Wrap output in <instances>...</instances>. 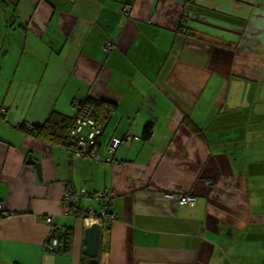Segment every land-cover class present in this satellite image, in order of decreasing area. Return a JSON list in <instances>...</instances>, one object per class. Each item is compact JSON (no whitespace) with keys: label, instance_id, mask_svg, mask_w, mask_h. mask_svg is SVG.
Here are the masks:
<instances>
[{"label":"crops","instance_id":"1","mask_svg":"<svg viewBox=\"0 0 264 264\" xmlns=\"http://www.w3.org/2000/svg\"><path fill=\"white\" fill-rule=\"evenodd\" d=\"M86 99L116 106L101 158L135 137L112 163L18 127ZM1 107L0 264H82L68 190L95 212L111 195L99 264H264V0H0ZM63 228L69 248L46 250Z\"/></svg>","mask_w":264,"mask_h":264},{"label":"built area","instance_id":"2","mask_svg":"<svg viewBox=\"0 0 264 264\" xmlns=\"http://www.w3.org/2000/svg\"><path fill=\"white\" fill-rule=\"evenodd\" d=\"M123 13L127 14V11L123 9ZM110 43L106 44V47H110ZM79 116L76 117L73 121L72 127L69 131L72 145L68 147L69 153H72L75 157H90L94 161H102L106 164L114 162L113 154L116 151L118 145L121 143L119 139H112L107 147V155L104 158H101L98 154L96 138L101 132V129L96 125L95 121L88 116L89 107L80 110ZM86 130V132H85ZM125 141L130 142L131 137L127 136L124 138ZM98 200L101 201L102 210L99 212L98 217L95 216L96 212L91 207L79 208V202H81L85 197L86 193L84 190L79 192L67 191L63 196V209L64 213L68 216H77L82 219L85 223V226H89L92 223H99L102 226L104 219L107 215V207L110 206L111 195L108 192H98L93 194ZM167 196L172 197L171 194ZM180 204H193L195 198L193 195H181L178 199ZM5 213L2 212V205L0 204V218L4 217ZM116 217L110 216V219ZM89 221V222H88ZM45 222L47 224L51 223V217H46ZM60 247V242L57 237H51L48 244L46 245V250L49 252L57 251Z\"/></svg>","mask_w":264,"mask_h":264},{"label":"trees","instance_id":"3","mask_svg":"<svg viewBox=\"0 0 264 264\" xmlns=\"http://www.w3.org/2000/svg\"><path fill=\"white\" fill-rule=\"evenodd\" d=\"M88 107L90 110L88 116H90L95 121L96 125L101 129L100 134L96 138V142H98L100 135H102V128L100 127L99 122H98L99 114L102 113L105 115V118H108L116 108V106L114 104L106 103L104 101L96 102V101H91L89 99H86V100H83L81 103H79V105H77L76 108L78 109V112H77V115L75 117H68L64 114L53 111L48 115L47 119L39 125L38 124H35L34 126L32 124L27 125V123L23 122L22 124H19L18 127L20 130H24V131L27 130L36 136H41L42 138H44L45 140H47L51 143H54L56 145L68 148V147L73 146L72 142H71V137L69 134V131L72 127L73 121L76 117L79 116V113H80L79 111L81 109L84 110ZM4 112H5V109L1 107L0 113L3 114ZM152 128L153 127H152L151 123L146 124L142 128L141 139L143 141H147L148 139L151 138ZM131 135L132 134H130L129 137H131V139H133L134 136L133 135L131 136ZM126 136L127 135H125L123 137L121 142L125 141L124 138ZM73 192H75V191H73ZM178 203H179V201H178ZM79 208L83 209L82 203L80 204ZM98 210L99 211L102 210L100 200H99ZM98 210H96L97 214H99ZM106 211H107V215H106V218L104 219L103 224L101 226L102 235H103V233L108 234L110 227L113 225L114 221H116V219H117V216L114 218V220L110 219V216H112V215L114 216V214H115L114 211L111 210L110 206L107 207ZM97 214L95 216L98 217L99 215H97ZM70 236H71V231L68 229H65V228H63L61 231L54 230V231H52V235H51V237H57L58 238V240L60 242L59 248L62 247L63 251H66L69 248L70 239H71ZM103 237L104 236H101L100 245H103V242L106 245L107 241H105L106 239H104ZM86 259H88V258L85 256L83 258L82 264L86 263Z\"/></svg>","mask_w":264,"mask_h":264},{"label":"water","instance_id":"4","mask_svg":"<svg viewBox=\"0 0 264 264\" xmlns=\"http://www.w3.org/2000/svg\"><path fill=\"white\" fill-rule=\"evenodd\" d=\"M26 164L31 165L36 175L40 178L41 165L38 161L34 160L31 155L26 158ZM102 230L99 223H92L84 228L83 231V255L88 258L87 264H99L97 256L100 249Z\"/></svg>","mask_w":264,"mask_h":264},{"label":"rangeland","instance_id":"5","mask_svg":"<svg viewBox=\"0 0 264 264\" xmlns=\"http://www.w3.org/2000/svg\"><path fill=\"white\" fill-rule=\"evenodd\" d=\"M104 191H106V190H104ZM104 191H100V192H104ZM99 211V210H98ZM100 212V211H99ZM102 236H104L103 238L104 239H106L107 238V234L106 233H103V235Z\"/></svg>","mask_w":264,"mask_h":264},{"label":"clouds","instance_id":"6","mask_svg":"<svg viewBox=\"0 0 264 264\" xmlns=\"http://www.w3.org/2000/svg\"><path fill=\"white\" fill-rule=\"evenodd\" d=\"M179 204H180V203H179ZM73 217H74V216H73ZM75 217H77V216H75ZM85 227H87V226H85ZM59 249H61V248H59ZM59 249H58V250H59Z\"/></svg>","mask_w":264,"mask_h":264},{"label":"bare ground","instance_id":"7","mask_svg":"<svg viewBox=\"0 0 264 264\" xmlns=\"http://www.w3.org/2000/svg\"><path fill=\"white\" fill-rule=\"evenodd\" d=\"M186 195H190V194H186ZM89 222V221H88Z\"/></svg>","mask_w":264,"mask_h":264}]
</instances>
